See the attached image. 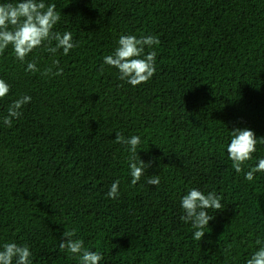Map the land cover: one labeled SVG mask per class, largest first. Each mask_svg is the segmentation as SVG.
<instances>
[{"label": "trees", "instance_id": "obj_1", "mask_svg": "<svg viewBox=\"0 0 264 264\" xmlns=\"http://www.w3.org/2000/svg\"><path fill=\"white\" fill-rule=\"evenodd\" d=\"M44 3L61 13L54 31H70L78 47H40L24 62L11 45L0 54L11 86L0 99V250L26 244L33 264H80L59 247L75 230L100 264H246L264 247V172L245 178L264 144L240 173L227 146L235 129L264 138V0ZM121 34L159 38L145 49L157 53L147 83L132 86L104 64ZM54 60L63 74L42 75L58 70ZM31 61L39 71H26ZM25 95L31 102L7 127L8 107ZM117 133L141 138L137 159L150 167L135 185ZM155 175L159 185H149ZM192 188L223 197L201 240L181 220Z\"/></svg>", "mask_w": 264, "mask_h": 264}, {"label": "clouds", "instance_id": "obj_2", "mask_svg": "<svg viewBox=\"0 0 264 264\" xmlns=\"http://www.w3.org/2000/svg\"><path fill=\"white\" fill-rule=\"evenodd\" d=\"M61 18V13L56 11L55 4L44 3V0H17L16 3L0 4V54L12 46L16 59L21 62L35 49L45 47V50L55 55L60 49L64 55H68L70 50L78 47V42L73 41L70 31L63 33L54 31L55 26ZM55 42V46L53 45ZM159 38L155 35H141L139 38L135 35L121 34L118 39V46L111 55L104 57V64L115 67L119 71V79L126 81L132 86H138L147 83L156 71L155 51L146 52L145 49H151L159 44ZM53 66L57 67L55 73L52 68H47L42 75H62L63 69L59 68V61L54 60ZM26 71L37 72L35 61L27 63ZM11 86L4 79H0V99H3L10 92ZM31 102L30 96H23L14 101L7 109V115L3 117V123L7 127L12 126L13 119L22 115V107ZM231 142L227 146L229 159L232 161V167L237 173L243 171V165L252 159L256 151L257 143L264 144V138L257 139L255 133L249 129H235L231 131ZM115 142L118 144L129 145V151L132 154L129 158L131 183L137 184L145 174V169L150 165L145 164L140 158L137 159V146L141 143L139 136H132L126 139L123 135L117 133ZM258 172H264V159H260L255 167H251L246 173L245 178L252 181ZM119 180L111 185L107 196L116 199L119 195ZM149 185L158 186L160 183L159 175L148 178ZM223 197L216 191L205 194L203 191L192 188L181 198V208L184 215L181 220L184 223H190L195 230L193 238L201 240L208 227L209 222L214 219L208 214V210L219 211L223 208L221 201ZM75 230L64 231L60 250H67L73 256H77L80 264H100L103 255L96 251H90L85 248L82 239L75 238ZM66 238V239H65ZM260 241H257L259 244ZM30 248L25 245H18L13 242L5 243L0 250V264H33ZM246 264H264V247H260Z\"/></svg>", "mask_w": 264, "mask_h": 264}]
</instances>
